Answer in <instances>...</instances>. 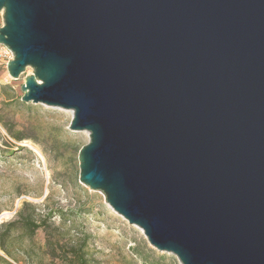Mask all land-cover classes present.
Masks as SVG:
<instances>
[{
    "label": "water",
    "instance_id": "95a60500",
    "mask_svg": "<svg viewBox=\"0 0 264 264\" xmlns=\"http://www.w3.org/2000/svg\"><path fill=\"white\" fill-rule=\"evenodd\" d=\"M21 100L73 110L80 182L181 264H264V0H0Z\"/></svg>",
    "mask_w": 264,
    "mask_h": 264
},
{
    "label": "rangeland",
    "instance_id": "374dc122",
    "mask_svg": "<svg viewBox=\"0 0 264 264\" xmlns=\"http://www.w3.org/2000/svg\"><path fill=\"white\" fill-rule=\"evenodd\" d=\"M11 59L0 43V264H79L77 252L87 264H181L80 182L89 132L70 129L71 109L22 101L32 68L14 78Z\"/></svg>",
    "mask_w": 264,
    "mask_h": 264
},
{
    "label": "trees",
    "instance_id": "16d2710c",
    "mask_svg": "<svg viewBox=\"0 0 264 264\" xmlns=\"http://www.w3.org/2000/svg\"><path fill=\"white\" fill-rule=\"evenodd\" d=\"M17 138H18L19 140H21L23 137L19 136V137H17ZM39 226H40V225H36V227H39ZM0 248H1L2 250L7 251L6 248H5V245H4L3 241H1V239H0ZM7 252H8V251H7ZM76 260H77V262H78L79 264H87V260H86L85 255L82 254V253H80V252H77V253H76Z\"/></svg>",
    "mask_w": 264,
    "mask_h": 264
},
{
    "label": "bare ground",
    "instance_id": "6f19581e",
    "mask_svg": "<svg viewBox=\"0 0 264 264\" xmlns=\"http://www.w3.org/2000/svg\"><path fill=\"white\" fill-rule=\"evenodd\" d=\"M87 132V130L85 131ZM7 213H3L1 216H0V219L3 218V215H6Z\"/></svg>",
    "mask_w": 264,
    "mask_h": 264
}]
</instances>
